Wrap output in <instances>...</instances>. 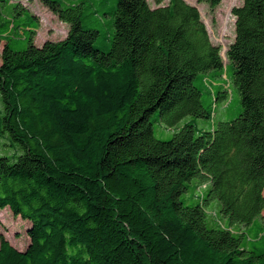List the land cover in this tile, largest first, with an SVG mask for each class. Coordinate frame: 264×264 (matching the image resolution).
Segmentation results:
<instances>
[{
	"label": "trees",
	"instance_id": "16d2710c",
	"mask_svg": "<svg viewBox=\"0 0 264 264\" xmlns=\"http://www.w3.org/2000/svg\"><path fill=\"white\" fill-rule=\"evenodd\" d=\"M39 1L68 25L63 39L36 46L38 20L18 3L0 15V132L23 150L0 156V209L25 220L29 238L20 250L0 236V264H264V244L234 229L259 218L251 240H264V0L231 10L239 114L202 132L187 122L166 140L151 115L210 118L194 80L225 67L197 7L116 0L100 47L82 2ZM17 30L22 50L10 45ZM209 85L214 104L227 99V83Z\"/></svg>",
	"mask_w": 264,
	"mask_h": 264
},
{
	"label": "rangeland",
	"instance_id": "374dc122",
	"mask_svg": "<svg viewBox=\"0 0 264 264\" xmlns=\"http://www.w3.org/2000/svg\"><path fill=\"white\" fill-rule=\"evenodd\" d=\"M18 1V2H16ZM63 6L69 4L83 3L84 11L82 14V21L85 27L94 28L99 31V36L95 40V44L100 47H104L107 43V39L110 37L111 16L107 15L111 12L115 6L116 0H59ZM150 7H156L158 5H166L169 0H146ZM187 3L197 7L200 17L204 22L209 38L211 42L220 48V54L224 63L223 74L221 77L213 76L215 73L209 71L207 73L198 74L194 80V84L201 88V101L205 109L212 110L213 114L210 118L193 117L187 115L177 121L173 125H168L156 119L158 111H155L151 115L153 120L154 136L161 140L169 139L173 132L187 122H191L196 127L197 132H202L211 128L216 122L230 120L235 118L240 112V98L239 94L230 80L232 68L226 58V50L228 45L234 39L235 18L231 13L233 7L240 6L242 0H220L216 6H211L206 2H197V0H185ZM14 3H18L19 6L24 7L26 10L33 14L38 20V28L34 36V44L41 46L43 42L58 41L65 37L68 29V25L61 22L57 17L52 14L46 7H44L39 0H7L6 2H0V15L10 18L19 10L18 7L12 8ZM17 5V6H18ZM26 12L22 10L15 16V24L25 23ZM16 37L11 39L10 45L15 50H22L26 46L25 32L24 34L17 30L15 32ZM3 42H0V53ZM206 78V79H204ZM207 80V82H206ZM209 82L215 84H225L227 90V99L221 102L213 103V97L211 94V87ZM214 87V90L217 89ZM4 112V106L0 95V119ZM23 152L21 146L13 142L6 132H0V156H7L11 161H14L16 156ZM196 179H192L191 182H195ZM199 192V191H198ZM200 193V192H199ZM197 194V192H196ZM219 202L213 200L207 207L209 213L212 215L214 211H217ZM264 214V211H263ZM225 223V221H223ZM28 223L21 219L20 216H14L8 207L0 209V236H3L12 246L17 249H24L29 238L26 234V227ZM235 230L245 231L247 234L246 242L249 245L260 247L264 244V240L257 242L252 241L253 236L262 231L263 223L259 218H256L248 226L235 225Z\"/></svg>",
	"mask_w": 264,
	"mask_h": 264
}]
</instances>
